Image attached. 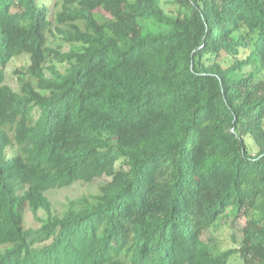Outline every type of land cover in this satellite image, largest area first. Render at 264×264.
I'll return each instance as SVG.
<instances>
[{
	"label": "trees",
	"instance_id": "obj_1",
	"mask_svg": "<svg viewBox=\"0 0 264 264\" xmlns=\"http://www.w3.org/2000/svg\"><path fill=\"white\" fill-rule=\"evenodd\" d=\"M238 217L236 246L202 239ZM233 254L264 264V0H0V264Z\"/></svg>",
	"mask_w": 264,
	"mask_h": 264
},
{
	"label": "rangeland",
	"instance_id": "obj_2",
	"mask_svg": "<svg viewBox=\"0 0 264 264\" xmlns=\"http://www.w3.org/2000/svg\"><path fill=\"white\" fill-rule=\"evenodd\" d=\"M52 44L60 42L57 38L50 37ZM62 51H67L69 44L63 43L61 45ZM28 65V60L25 56L13 59L7 69H6V80L9 84L13 86L14 89H18V76L20 73H14L16 67L20 68V71H25ZM103 181V178H97L92 182H80L77 181L67 187L63 188H53L49 190L46 195L51 203L54 212L60 213L63 211L70 199L78 198L82 195L95 194L98 191V185ZM28 224L33 223L30 213L27 215ZM245 222L244 217H238L237 219L229 218L225 224H222L218 228H211L206 230L202 234V239L208 241L209 244L216 250H223L233 246H236V241L239 240L241 235V226ZM233 264H242L241 258L238 254H233L231 256Z\"/></svg>",
	"mask_w": 264,
	"mask_h": 264
}]
</instances>
